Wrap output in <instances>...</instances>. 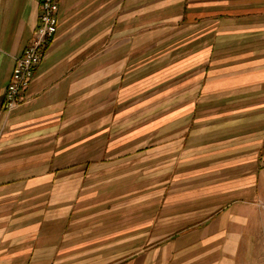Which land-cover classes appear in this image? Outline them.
<instances>
[{"label": "crops", "instance_id": "crops-1", "mask_svg": "<svg viewBox=\"0 0 264 264\" xmlns=\"http://www.w3.org/2000/svg\"><path fill=\"white\" fill-rule=\"evenodd\" d=\"M39 1L0 0V264H264V0H58L7 113ZM162 61L194 71L164 91L156 191L139 187L156 158L140 134L157 131L140 128L139 70ZM208 106L210 125L188 128Z\"/></svg>", "mask_w": 264, "mask_h": 264}, {"label": "rangeland", "instance_id": "rangeland-1", "mask_svg": "<svg viewBox=\"0 0 264 264\" xmlns=\"http://www.w3.org/2000/svg\"><path fill=\"white\" fill-rule=\"evenodd\" d=\"M183 27L181 26H173V29L171 30V33L173 34L174 32H178ZM179 53H173L170 57L171 61L172 58H177ZM167 62L168 59L166 60ZM171 63V62H170ZM163 64L161 67L154 68L153 70L151 69H143L141 68L139 72L141 73V79L140 82H144L140 85V93H139V106L141 109V114H140V128H145V125H148L149 123L154 124L156 132H146L144 134H140L141 139H140V146H144V148L141 149L139 157L140 158H147L150 155H154L156 158H154L155 162L153 164L147 165L146 162L142 163L140 165V170H139V175H140V180H139V187L140 189L147 187L148 185L156 184L155 190L160 191L164 187V178L167 176V165L164 164V151H163V144L164 141H167V138L164 137L163 132H159V128L162 126L164 122V108L165 104L167 101V97L170 94L176 93L175 91L178 90V84L177 82L179 81L180 78H184L187 76H190L191 73L194 71L191 68H188V70H185V72L178 73V69H171V66L169 63L165 62H159L157 65ZM168 64V65H166ZM165 66V67H164ZM177 72V74H174ZM143 74V75H142ZM149 74V78L148 75ZM173 74L171 77L170 75ZM171 88L174 92H170L166 94L167 89ZM166 89V90H165ZM136 98V97H135ZM199 116L197 118L192 117L191 121L188 124V128H195L197 124H204L205 125H210V123L213 120V116H215V110L211 108L210 106L204 107L203 110L198 111ZM148 118L149 116H152ZM215 119V118H214ZM217 119V118H216ZM196 121V123H194ZM194 135V133H191ZM190 134V135H191ZM186 136L184 137V140L187 142L190 141V138L192 136ZM203 136L204 144L210 143L212 141V133L210 131L204 132L201 134ZM179 141V138H173V143L176 141ZM146 146H152L151 150H148ZM196 150H186V148H182L181 152L176 151L172 152L171 156L173 158H176L178 156H185V157H190V156H196ZM149 152H151L149 154ZM192 152V153H189ZM177 153V154H175ZM148 166H150V170H148ZM175 166L173 165L172 171L174 172ZM150 174V175H148ZM137 177V176H136ZM149 177H154L153 180H149ZM173 178V177H172ZM169 179V178H168ZM132 183V182H131ZM141 192L146 193L147 190H142Z\"/></svg>", "mask_w": 264, "mask_h": 264}, {"label": "built area", "instance_id": "built-area-1", "mask_svg": "<svg viewBox=\"0 0 264 264\" xmlns=\"http://www.w3.org/2000/svg\"><path fill=\"white\" fill-rule=\"evenodd\" d=\"M58 0H40L37 25L27 46L15 59L9 83L4 90L3 110L11 112L21 104L22 93L27 89L33 68L50 46L57 27Z\"/></svg>", "mask_w": 264, "mask_h": 264}]
</instances>
